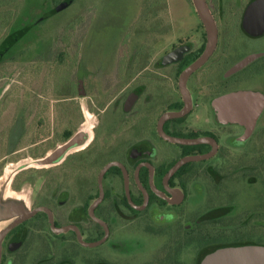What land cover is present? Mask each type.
Returning a JSON list of instances; mask_svg holds the SVG:
<instances>
[{"label":"flooded vegetation","instance_id":"flooded-vegetation-1","mask_svg":"<svg viewBox=\"0 0 264 264\" xmlns=\"http://www.w3.org/2000/svg\"><path fill=\"white\" fill-rule=\"evenodd\" d=\"M189 1L197 21L191 25L189 34L177 36L171 43L168 23L165 26L167 19L161 15L154 22L149 18L148 24H144L139 43L134 39L133 45L119 44L112 59L86 60L82 51L81 59L74 61L72 53H67L65 66H71L68 69L71 80L74 73L75 94L71 92V97L59 102L80 97L89 99L93 108L85 102L84 110L80 108L81 113L76 110L77 118H74L70 111L72 103L59 104L51 112L55 120L62 121L55 127L52 122L50 126L46 124L48 109L41 105L35 114L34 150L38 169L49 170L50 191H89V178L94 174L92 191H97L96 197L87 207H80L79 218L94 222L102 236V228L88 214L98 191H103V198L94 209L97 219L96 212L105 199L104 191H119L120 202L114 211L134 214L152 205L180 206L186 197L185 182L191 178L199 182L196 191H257L252 212L242 211L223 221L221 218L228 216L231 206L216 207L205 217L210 220L208 231L192 230L191 234L204 244L203 250H209L212 256L213 251L231 245H264V180H261L264 140L252 139L259 128L264 129V125L256 124L264 112V48L260 46L264 27L257 28L251 20L259 0H204L215 26L216 42L202 64L184 76L207 48L206 29ZM163 43L158 56L154 47ZM221 70L223 73L219 75ZM238 92L256 94L262 99L251 126L223 124L215 116L216 103ZM225 105L245 117H250L254 109L252 99L237 107ZM197 111L206 116L203 127L191 124L190 118ZM83 112L95 115V126H85ZM175 112L184 114L162 119ZM162 135L200 142L178 144ZM232 150L242 153L236 163L242 170L245 168L239 178L247 187L236 188L231 179L225 180V186L221 181L217 183L222 171L211 162L219 159L226 165L233 164L229 154ZM202 156L205 158L184 162L168 176L178 161ZM227 166L224 175L230 170ZM202 177L209 179V187H203ZM63 203L58 201L59 206ZM45 208L50 210L55 227L74 225L78 229L75 224L62 225L56 211ZM38 213L43 214L48 224L47 215Z\"/></svg>","mask_w":264,"mask_h":264},{"label":"rangeland","instance_id":"rangeland-1","mask_svg":"<svg viewBox=\"0 0 264 264\" xmlns=\"http://www.w3.org/2000/svg\"><path fill=\"white\" fill-rule=\"evenodd\" d=\"M67 1L0 0V233L21 213L45 206L56 211L62 225H78L83 241L93 242L102 236L101 229L79 217L80 207L96 197L95 176L89 178V191H50L49 170L38 169L34 150L37 109L47 108L46 124L57 127L62 121L51 112L59 104L72 103L74 118L87 103L92 107L89 99L80 97L59 102L75 94L74 73L71 80V66H65L67 53L74 61L81 59L82 51L86 60L112 59L119 44L140 42L139 34L151 19L154 22L161 15L167 19L169 43L189 34L197 20L189 0H71V5L63 6ZM260 46L264 48V40ZM163 47L164 43L155 46L154 53L161 55ZM94 116L84 113L86 127L96 125ZM205 117L197 111L191 124L203 127ZM256 124L264 125V112ZM262 134L264 129L259 128L252 139L264 140ZM229 154L231 165L219 159L211 162L222 171L217 183L225 186V180L231 179L236 188L247 187L239 178L245 168L236 163L242 153ZM226 166L230 170L224 175ZM200 182L209 187V179L202 177ZM185 184L180 206L152 205L138 214L114 211L120 193L104 191L96 216L109 226V236L93 248L81 246L69 231L52 233L38 213L3 237L0 264H207L211 254L192 230L208 231L210 220L205 217L216 207L231 206L223 221L242 211L252 212L257 191H196L199 182L194 178Z\"/></svg>","mask_w":264,"mask_h":264},{"label":"water","instance_id":"water-1","mask_svg":"<svg viewBox=\"0 0 264 264\" xmlns=\"http://www.w3.org/2000/svg\"><path fill=\"white\" fill-rule=\"evenodd\" d=\"M70 2L71 0H68L63 6L69 5ZM191 2L196 12L199 14L200 20L206 29L207 48H206L205 53L202 55V57L186 70V72L184 73V76H187L188 73H190L192 70L196 69L202 64V62L206 59L210 51L214 48V45L216 42L215 26H214L213 21L211 20V17L206 7L205 1L204 0H191ZM251 20L256 22L257 28L264 27V0H259V2H257L254 5L253 17ZM251 99L254 102V109L250 117H245L244 115L240 113L232 112L230 109L228 110L226 108L227 106L225 105L226 103H228V104H231L237 107L238 105L244 103L246 100H251ZM261 102H262L261 97L256 94L238 92V93H234L225 98L220 99L216 103V105L218 104V106L220 107L223 113L222 115L224 119L233 120V121H244L246 124H248V126H251L254 123V119L257 113L259 112V108L262 104ZM183 114H184L183 112L169 113L165 115L162 119L165 120L168 118H178V117H181ZM162 136L167 141L178 143V144H195V143L200 142L199 140L188 141L184 139L173 138V137L166 136V135H162ZM203 158L205 157L204 156L189 157V158H185V159L178 161L169 170L168 176H170L173 172H175L176 169L184 162L199 160ZM102 173L103 171L101 172V175ZM102 198H103V191H98V197L90 205L89 211H88L90 219L95 221L103 230L102 238L98 239L97 241H93V242L83 241L81 239L79 230L74 225L55 227L53 224L52 215H51L50 210L45 207H37V208L32 209L31 211L21 213L19 217L10 226H8L4 231L0 233V259H1V242H2L3 237L14 227L24 222L25 220L31 218L33 215H35L37 212H40V211L44 212L47 215L48 226L52 233H62L66 231H73L76 236L77 242L81 246L87 247V248H93V247H97L103 244L108 239L109 228L105 222L94 217V209L101 202ZM144 204H146V201ZM144 206H142L139 209H143ZM207 264H264V245H252V244L231 245V246H228V247H225L219 250L214 255H212L209 258Z\"/></svg>","mask_w":264,"mask_h":264},{"label":"crops","instance_id":"crops-1","mask_svg":"<svg viewBox=\"0 0 264 264\" xmlns=\"http://www.w3.org/2000/svg\"><path fill=\"white\" fill-rule=\"evenodd\" d=\"M215 110V116L218 118L220 122L223 124H241V125H247L244 121H233V120H227L223 118V113L218 105L214 106Z\"/></svg>","mask_w":264,"mask_h":264},{"label":"trees","instance_id":"trees-1","mask_svg":"<svg viewBox=\"0 0 264 264\" xmlns=\"http://www.w3.org/2000/svg\"><path fill=\"white\" fill-rule=\"evenodd\" d=\"M60 9H62L61 6H58V7L56 8L57 11H59Z\"/></svg>","mask_w":264,"mask_h":264},{"label":"bare ground","instance_id":"bare-ground-1","mask_svg":"<svg viewBox=\"0 0 264 264\" xmlns=\"http://www.w3.org/2000/svg\"><path fill=\"white\" fill-rule=\"evenodd\" d=\"M6 174H8V171L6 172Z\"/></svg>","mask_w":264,"mask_h":264}]
</instances>
